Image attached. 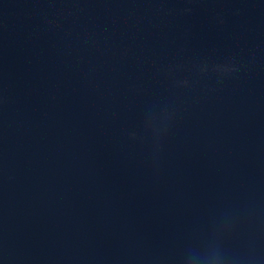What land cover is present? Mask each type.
<instances>
[{
    "label": "water",
    "instance_id": "water-1",
    "mask_svg": "<svg viewBox=\"0 0 264 264\" xmlns=\"http://www.w3.org/2000/svg\"><path fill=\"white\" fill-rule=\"evenodd\" d=\"M0 264H264V0H0Z\"/></svg>",
    "mask_w": 264,
    "mask_h": 264
}]
</instances>
